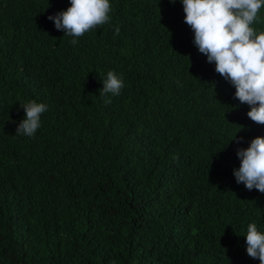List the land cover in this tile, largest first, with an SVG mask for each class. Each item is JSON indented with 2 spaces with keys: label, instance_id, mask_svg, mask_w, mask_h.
I'll return each instance as SVG.
<instances>
[{
  "label": "trees",
  "instance_id": "1",
  "mask_svg": "<svg viewBox=\"0 0 264 264\" xmlns=\"http://www.w3.org/2000/svg\"><path fill=\"white\" fill-rule=\"evenodd\" d=\"M110 4L72 46L48 19L69 0H0V264H260L245 235L264 231V194L233 170L264 125L195 46L181 0ZM109 70L125 86L106 106ZM30 99L49 111L17 136Z\"/></svg>",
  "mask_w": 264,
  "mask_h": 264
},
{
  "label": "clouds",
  "instance_id": "2",
  "mask_svg": "<svg viewBox=\"0 0 264 264\" xmlns=\"http://www.w3.org/2000/svg\"><path fill=\"white\" fill-rule=\"evenodd\" d=\"M70 7L55 15H49L58 31L72 37L69 43L75 46L78 40L112 21L113 7L110 0H69ZM176 3V0H169ZM184 22L194 32V44L215 64V71L229 82L236 91L234 98L250 108L247 116L258 125H264V24L259 15L264 0H181ZM119 26L115 34L119 35ZM103 80L100 96L107 106L111 97L118 96L124 88V80L115 71L109 70ZM25 118L16 128L17 136L35 137L42 127V116L49 111L48 105L30 99L20 102ZM243 127V126H242ZM237 143L243 137L234 139ZM231 140V141H232ZM240 166L233 170L238 184L246 189L264 194V136L251 140L247 148H238ZM178 159V156L174 157ZM247 255L264 264V231L255 222L247 225Z\"/></svg>",
  "mask_w": 264,
  "mask_h": 264
}]
</instances>
